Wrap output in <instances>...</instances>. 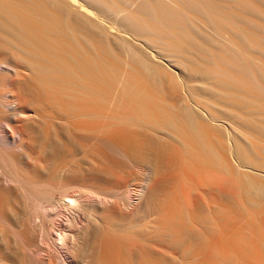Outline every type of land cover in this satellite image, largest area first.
<instances>
[{
  "label": "bare ground",
  "instance_id": "bare-ground-1",
  "mask_svg": "<svg viewBox=\"0 0 264 264\" xmlns=\"http://www.w3.org/2000/svg\"><path fill=\"white\" fill-rule=\"evenodd\" d=\"M136 1L87 0L102 11V16L117 22L120 31L155 52L168 55L190 74H199L201 81L219 80V90L205 88L209 98L234 99L240 94L238 90L246 89L248 82L264 99V66L246 55L253 51L264 57V46L259 42L264 41V28L251 20L262 22L264 19V0H257L258 6H254V0V4L251 0H248L251 3L247 0H141L133 10ZM69 2L0 0V49L7 55L5 60L0 59V264H166V260L152 261V253L146 251V241L154 239L163 245L182 247L184 241L174 236L168 226L182 219L183 210L170 207L166 202L160 219L147 223L157 200L156 190L148 194L147 186L125 185L123 190L115 186L106 188L102 182L98 184L102 176L89 178L87 174L80 185L69 180L74 161L81 155L84 164L87 161L86 150L79 148L72 132L76 129L74 92L78 89L82 96L81 103L76 104L82 122L77 128L86 132L92 117L88 105L90 73L105 71L98 61L90 59L93 53L99 52L96 41H105L99 37L103 32L83 15L74 16L70 8L74 1ZM260 6L262 8H258ZM237 9L241 12L235 11ZM122 13L125 14L120 17ZM238 24L248 28L243 26V31L238 30ZM252 31V34L258 33V39L261 36L257 44L260 47L250 39L248 34ZM236 39L243 49L236 44ZM117 44L126 47L137 63L150 68L148 56L138 47L121 39H117ZM209 48L219 51L220 65H227L226 68L242 75L245 83L240 84L245 87L238 84L241 78L236 79L234 74L235 79H229L231 74L227 76L224 71L227 81L222 72L219 76L212 68L211 71L202 65L203 69L198 62L188 60L191 54L198 52L206 57L203 58L206 64H210L217 54L215 51L212 54ZM196 55V59L201 57ZM236 80L238 85H234ZM46 98H50L52 104L46 103ZM244 101L234 103L239 108H248L249 102L246 98ZM152 112L153 123L187 151L191 162L187 166L191 169L196 166L202 172V168L208 167L209 171H214L221 167L218 164L223 156L222 166L231 170L232 141L215 124L220 120L219 115L210 106L194 101ZM225 116L232 120L235 115L231 112ZM98 119L102 121V117ZM246 123L256 130L261 129ZM221 143L226 155L219 157ZM109 147L124 162L130 160L117 146L110 144ZM154 147L156 153L155 149H149L148 152H152L148 153V159L156 166L162 150ZM64 159L69 167L64 166L60 171L58 164ZM59 178L63 179L62 183L57 182ZM146 197L148 209L144 215L135 216L134 208ZM121 212H128L129 216L124 219ZM213 214L206 217L200 212L197 220L200 227L185 228L183 236L199 243L206 228L214 233ZM8 231L14 232L13 236L9 237ZM36 231L39 236L34 245L28 235ZM125 243L132 247L125 249ZM88 250L85 258L83 254Z\"/></svg>",
  "mask_w": 264,
  "mask_h": 264
},
{
  "label": "rangeland",
  "instance_id": "rangeland-1",
  "mask_svg": "<svg viewBox=\"0 0 264 264\" xmlns=\"http://www.w3.org/2000/svg\"><path fill=\"white\" fill-rule=\"evenodd\" d=\"M67 1L69 2V0ZM73 1L72 3L70 0L69 3H72L70 8L74 12V16L80 14L88 20H92L95 24L94 27L104 34L102 37L98 35L105 41L104 43L96 41L99 52L93 53L90 59L92 62L98 61L99 65L105 67V71L90 73L88 105L92 117L88 120L86 132L77 128L82 126V122L78 118L79 111L76 109V104L81 103L82 96L78 89L74 92L76 129H72V132L79 148L84 147L86 150L87 161L84 164L83 155L74 161L69 178L70 182L74 185H80L84 174H87L89 178L102 176L103 179L99 183L96 182V179L93 181L98 184L102 182V186L106 188L115 186L114 188L123 190L125 185L130 188L147 186L148 194L152 190H156L157 200L153 203V213L147 218V223H153L160 219L166 202L170 204V207L174 206L178 210H183L182 219L174 225L168 226L174 236L184 241L182 247L163 245L154 239L152 242L146 241V251L152 253L151 259L155 263L166 260V264H264V99L259 97L258 92L253 87H249L248 82L245 83L244 79L242 80L241 74L239 76L235 74L237 72L235 69L226 68L227 65H220L222 61L220 62L221 59L218 56L219 51L211 48H209L211 53L214 54L213 51H215L217 55L212 57V54L209 53L213 58H211V62L209 61L210 64H206L207 61L204 60L206 57L198 52L191 54L193 58L188 60H192L194 63L198 62L200 67L205 65L208 70L212 68L213 71L220 73V75L217 73L219 76H221V72L223 74L225 71L227 76L231 74L229 79L234 78V76L238 80L241 78L238 84L247 86L246 89L240 86L244 92L238 90L239 96L236 95L234 99L231 97V100L222 97L209 98L205 88L219 90L217 85L219 80L201 81L199 74H190L185 67L174 62L168 55L155 52L141 41L120 31L117 22L116 24L111 22L108 17L102 16V11L89 4L87 0ZM113 1L116 2V0ZM119 1L121 0L116 3ZM251 1L252 3L255 1L254 6L258 3L257 0ZM251 1L248 2L251 3ZM140 2L141 0H137L132 9H136ZM49 8L53 9L52 6ZM235 11L241 12L240 9ZM124 14L122 13L120 17ZM251 20L261 24V28H264V19L262 22L255 18H251ZM240 25L238 24V27ZM243 26L245 25L243 24L238 30L243 31ZM249 30L251 29L249 28ZM262 31L259 33L262 34L264 32ZM251 34H248L251 36H249L250 39L256 42L255 44L251 40L253 44L257 45L261 42L260 45L264 46V41L259 40L261 39L260 34L258 35L259 39L257 38L258 33ZM263 36L262 39H264ZM178 37L182 38L181 35ZM117 39L125 40L143 51L148 56L150 68L137 63L126 47L117 44ZM183 39L181 40L183 41ZM236 42L241 48L243 47L238 39ZM260 45L257 46L260 47ZM248 52L246 55L254 58L253 60L256 59L257 63L264 66L263 56L253 51L254 54L250 51V55ZM0 53V59L5 60L7 57L5 52L0 49ZM196 53L201 57H198ZM215 56L216 58H214ZM217 58H219V63ZM201 61L204 62L201 63ZM205 67L202 66L201 68L204 69ZM223 76L225 75L223 74ZM227 76L223 79L229 81ZM243 81L246 85L240 84ZM230 83L233 84L232 80ZM238 84L236 80L234 85ZM242 97L249 102H247L248 108H239L236 105L237 101H244L241 100ZM194 101L204 103L218 113L220 120L215 124L220 128L221 133L226 136L228 134L230 141H232L230 143L233 154L230 152L229 157L232 163V171H228L225 166H222L224 162L221 160L223 159L221 155L225 151L222 143L219 149L221 162L218 165L221 166L220 168L217 167L216 170L209 171L211 168L206 167L205 170L202 168V172L196 166L191 169L190 165L187 166L191 163L187 151L185 152L188 157H186L182 145L178 141L172 140L165 133V130H162L157 123L154 124L150 119L151 114H153L152 111L157 110V108H177L183 103H193ZM45 102L52 104L53 101L46 98ZM149 111L151 112L148 114ZM231 112L235 116L232 117L234 119L229 120L225 115ZM237 114L238 117H236ZM100 117H102V121L98 119ZM238 120H243L245 123ZM246 121L260 126L261 129L256 130L250 127ZM58 131L61 132V129ZM227 141L224 142L228 143ZM110 144L126 152L130 160L124 162L120 156L113 153L109 147ZM151 144L159 146L162 150L159 163L156 162L157 165L154 163L156 166L148 159V153L152 152L153 149L156 153V148L153 146L152 149ZM149 149L152 151L148 152ZM185 157L189 159L186 161ZM117 162L120 164L116 165ZM158 165L161 167L158 168ZM64 166H68L65 159L59 162L58 170L61 171ZM57 182L62 183L63 179L59 178ZM252 182L257 186H253ZM258 186L262 188L261 191L257 190ZM147 199L148 197L139 205L137 204V207L135 206V216L144 215V211L148 209ZM170 200L171 202L174 201L171 203ZM200 212L206 217L215 213L216 215L213 214V216L216 220L214 233L209 227L206 228L202 241L197 243L184 237L183 230L200 227L197 223ZM121 215L126 219L129 213L121 212ZM6 234L11 237L14 232L8 231ZM28 236L32 244L36 245L39 236L38 231ZM129 244L132 245L131 242ZM129 244L125 243V249L132 247ZM96 248L99 247L96 245ZM89 252V250L86 251L83 256L87 258Z\"/></svg>",
  "mask_w": 264,
  "mask_h": 264
}]
</instances>
